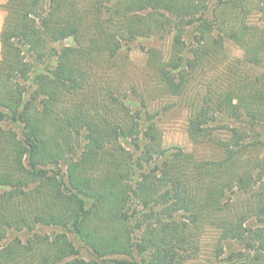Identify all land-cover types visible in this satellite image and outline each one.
Masks as SVG:
<instances>
[{"label": "trees", "instance_id": "trees-1", "mask_svg": "<svg viewBox=\"0 0 264 264\" xmlns=\"http://www.w3.org/2000/svg\"><path fill=\"white\" fill-rule=\"evenodd\" d=\"M246 1L253 0H215L209 11L208 0H90L97 22L88 40L82 25L87 0L5 2L0 123L12 128L0 125V264H133L127 258L134 256L140 264H182L199 250L198 226L215 212L223 213L214 217L220 238L239 247L229 249L228 264H264V141L259 138L262 132L264 138V90L255 89L262 84L247 76L243 95L225 92L201 100L189 120V136L216 145L221 158L200 162L163 150L154 125H139L141 113L133 108L123 105L132 126L118 121L92 82L94 63L112 59L123 40L164 31L174 34L171 56L165 62L152 56V64L172 95H180L187 83L189 62L181 40L189 31L197 43L194 67L213 58L224 36L243 49L248 63L259 65L264 35L252 37L240 20ZM259 1L264 14V0ZM229 6L235 24L226 29L223 21L224 31L215 7ZM105 19L118 22L108 30ZM68 38L73 45L53 54L51 44ZM219 113L238 123L228 139L215 138L210 130ZM138 138L145 145L135 146L138 153L123 146ZM240 194H249L251 202L243 213L223 202ZM245 214L260 226L246 227ZM40 227L71 231L92 258L79 257L64 233L41 236ZM10 231L28 236L24 242L5 241Z\"/></svg>", "mask_w": 264, "mask_h": 264}, {"label": "rangeland", "instance_id": "rangeland-1", "mask_svg": "<svg viewBox=\"0 0 264 264\" xmlns=\"http://www.w3.org/2000/svg\"><path fill=\"white\" fill-rule=\"evenodd\" d=\"M7 0H0V31L2 29L5 11L3 5ZM89 1L87 0L86 15L84 16V34L85 39L88 40L93 34V24L97 22L96 13L89 10ZM215 0H208L206 4L208 10L214 6ZM261 1L253 0L241 4L242 10L238 11L240 20L248 27L249 35L258 37L264 35V14L261 11ZM222 14L218 17V22H221V27L225 31L233 26L234 13L230 6L228 8H216ZM105 11V10H104ZM111 19H105L103 22L106 29L111 30L114 28V23ZM102 21V20H101ZM225 28H224V24ZM173 32L164 31L159 34H154L149 37L138 36L134 39L123 40L120 43V49L112 59L99 58L94 63V74L92 76L93 84L101 92L98 94L101 99H104L113 110V116L119 121L124 119L129 123L128 128L133 125L130 115L126 114L125 107L133 108L135 112H140V118L137 122L144 125L151 124L155 127V133L160 138L158 143L160 147L168 152L180 151L184 154L191 155L197 161L215 160L221 158L220 150H217L216 145L206 143L200 139L193 140L188 133L189 120L196 113L195 109L201 105V100L205 97L213 96L214 94L230 92L233 96H241L247 90V76L249 80H258L256 86L258 89L264 90V50L261 54V63L253 65L246 61V54L243 49L234 42L230 37L224 36L222 40V47L218 50L212 59L203 58L195 67L193 59L197 52L195 46L197 43L193 39V35L189 32L183 35L181 40L183 53L182 55L188 57L187 69L185 73L187 76V83L180 95L170 94L166 88L160 84L156 71L153 69V57L157 61L165 62L171 56L173 41ZM128 40V41H127ZM75 44V43H74ZM73 40L68 38L62 42L51 44L53 54H57L63 47L72 46ZM1 51V48H0ZM1 58V54H0ZM56 56H52L48 61V66L53 67ZM153 59V61H152ZM156 61H154L155 64ZM194 67L190 71V68ZM39 71L44 69V65L39 62L37 64ZM258 77V78H257ZM257 84V85H258ZM110 95L114 96L117 103L110 101ZM93 103V102H92ZM122 103V105H121ZM201 103V104H200ZM109 110V109H108ZM107 114H110L107 111ZM151 115L152 119L147 120V115ZM4 130L12 128L7 121L0 123ZM238 126L234 119H228L223 113H219L215 122L210 124V130L215 134V138L228 139L229 129ZM142 131L143 126L140 127ZM83 133L78 138L77 142L80 143V148L75 151V158L79 156L83 141L81 138ZM262 141L263 132L261 137ZM136 143L138 145H136ZM123 146L130 151V148L140 146L143 143L138 138L135 144L130 140L123 141ZM136 148V147H135ZM140 148L137 149V153ZM264 156V150L261 151ZM64 168L62 172L64 173ZM229 196H226L223 202L231 208V210H238L241 213L250 206L249 194H240L232 196V200L228 203ZM223 213L215 212L213 217L202 222L199 229L196 231V240H198V251L193 255V258L183 262L182 264H228L227 255L229 249H236L237 244L228 242L220 238L218 228L216 226V215L223 217ZM244 217V224L246 227L255 229L260 226V222L253 215H242ZM57 233H64L67 240L71 241L78 251L79 257L83 259H91V252L87 249L69 230L61 228H46L40 227L39 234L53 235ZM27 233L17 231H10L7 234V240L18 239L22 242L27 238ZM241 253L253 255L250 249L241 248ZM133 264H140V259L134 256L132 259ZM245 262L246 260H242Z\"/></svg>", "mask_w": 264, "mask_h": 264}]
</instances>
